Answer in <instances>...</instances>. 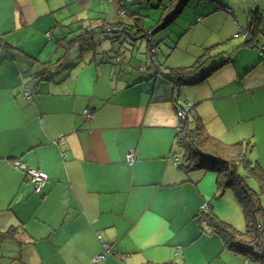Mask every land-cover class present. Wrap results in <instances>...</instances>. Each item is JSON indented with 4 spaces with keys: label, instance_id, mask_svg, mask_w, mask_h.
<instances>
[{
    "label": "crops",
    "instance_id": "1",
    "mask_svg": "<svg viewBox=\"0 0 264 264\" xmlns=\"http://www.w3.org/2000/svg\"><path fill=\"white\" fill-rule=\"evenodd\" d=\"M127 1L0 0V264H258L225 249L200 220L206 205L236 229L234 195L217 191L212 172H183L172 150L176 110L190 104V119L213 137L254 141L264 169V55L238 34L256 13L263 23L255 40L264 42V0L212 1L213 12L195 13L189 29L173 31V45L153 39V54L141 42L148 58L136 70L96 59L94 49L82 63L59 59L65 44L57 40L80 27L91 32L114 17L116 3L117 19L127 16ZM120 23L133 50L137 28ZM207 49L214 56L207 70L215 71L178 90L158 75L192 66ZM14 161L47 174L41 194ZM104 244L112 252L96 261Z\"/></svg>",
    "mask_w": 264,
    "mask_h": 264
},
{
    "label": "trees",
    "instance_id": "2",
    "mask_svg": "<svg viewBox=\"0 0 264 264\" xmlns=\"http://www.w3.org/2000/svg\"><path fill=\"white\" fill-rule=\"evenodd\" d=\"M207 1L212 2L214 0ZM186 3L187 0H170L169 5L164 7V12H167V16H164L162 24H158L159 27L157 29H163L170 24L178 16ZM137 15L139 18H136L132 25V27L137 28L134 32L137 35L136 39L146 38L150 51L154 54L155 44L152 38L153 34H138V32L145 31L146 26L144 24L145 20H143L145 17L140 14ZM197 21H200V19ZM262 23L261 16L255 13L252 16L251 24L246 29L239 28L238 34L242 35L261 55H264L257 47L258 45L262 46L264 42L259 44L255 40L257 33L261 31ZM119 27L123 28V31H114V29ZM70 33H78L74 37L76 39L64 38L57 40V46L61 45V42L65 44L62 47H69L76 43L81 44L85 41L100 44L101 41L98 39L94 40L93 37V35L97 34L99 36L100 34L111 33L114 39L113 41H119L120 37L123 39L120 36L122 33L126 36L129 35L127 34V26L124 24L109 25L106 22L95 27L91 32L82 33L80 27V29L77 28ZM208 51L207 49L190 67L172 69L166 74L164 73L165 69H160L158 70V75L161 78L171 81L173 89L178 90L183 85H186V83L194 81L198 77L197 73L203 75L214 70H207L208 66L206 64L214 57L209 56ZM48 70L49 68H46L43 72L45 73ZM190 116L187 115L185 120L180 123L179 131L173 145L172 155L180 158L179 168L186 174L198 170L214 173L216 175L215 184L217 191L221 193L230 191L234 195L241 208L245 227L244 231L241 232L229 223L221 220L216 214L209 211V209L203 214L200 220L211 229L212 233L217 234L221 238L225 249L236 254H243L249 260L253 259L258 263L264 264V232L260 224V219L264 218V210L260 203L261 198L264 197V173L258 163L253 164L247 159L253 146L247 141H239L232 144L224 143L220 139L210 135L200 119H190ZM175 148L178 149V152L175 151ZM239 170L243 171L242 175ZM249 178L257 181L259 188L257 192L249 187L247 183Z\"/></svg>",
    "mask_w": 264,
    "mask_h": 264
},
{
    "label": "rangeland",
    "instance_id": "3",
    "mask_svg": "<svg viewBox=\"0 0 264 264\" xmlns=\"http://www.w3.org/2000/svg\"><path fill=\"white\" fill-rule=\"evenodd\" d=\"M133 2H129L128 4L131 3V5H129L130 7L124 6L123 4V8L126 10V14L127 16H122L120 19H117V14H116V10H118V5L117 3L115 4V6L117 7V9L115 8V13H114V17L111 18H106L105 22L107 24H116L118 22H124L127 24H134V20H133V14H140L141 16H144L145 18L143 20H145L144 24L146 26V28H151L152 29H157L159 27V25L162 24V20H164L163 18H161V15L163 13V9L165 7V5H167V1L170 0H132ZM162 3V6L161 4ZM210 4L215 5L213 2H208L207 0H187L186 5L184 6V8L180 11V13L178 14V16L170 23L168 24L165 28L163 29H157L156 31H154V35H153V39L155 40V42L157 43V47H161L163 44H169V45H173V43L175 42V40H173L174 38V32L173 31H184L190 28L191 25L194 24V20L195 19V13L196 15H199L197 13H206L208 14L210 11L213 12L214 8L210 7ZM159 24V25H158ZM78 33H73L71 35H69L68 38L70 39H76L74 38L75 35H77ZM115 37V36H114ZM166 39L164 41H161V39ZM189 38L188 34H185L183 37V40L181 41V43H185L187 41V39ZM98 40L101 41L100 46H98V44H94V46L89 43V42H84V43H76L74 45L71 46H67V47H62V53L61 56L59 57V59L61 58H65L67 60V64H75V63H79V62H83L85 61V59H89L90 55L92 58V53H93V49L95 50V53H97V57L96 59H100L102 56L107 57L109 56L112 61L114 62L115 66H119V64H117V61L119 59V62L121 61L122 64H125V66L128 68V70H136L140 67L141 63L144 64L145 59L148 58L147 55H145L144 52V48L145 46L142 45L141 42H145L147 44V40H137L135 41L136 45L134 46V49L132 50L130 48V45L132 46V43H129L128 40L125 39V41H123L122 39H120L119 41H113L114 39L112 38V34H100L97 37ZM104 48V50L102 49ZM102 49V50H101ZM107 49V50H105ZM54 58V57H53ZM52 58V59H53ZM58 59V60H59ZM61 59V60H63ZM57 58H54L53 60V65H57L58 62ZM64 66L66 67L65 63H63ZM61 66H57L58 68H63ZM76 68V67H75ZM75 68H71V67H67L66 69L67 72H69V69L74 70ZM71 70V71H72ZM162 80H165L164 78H161ZM249 140V139H248ZM242 141V140H239ZM237 141V142H239ZM247 141V140H246ZM250 145L253 146L252 151L248 154L247 159L249 161H252L253 164H255L257 161L255 158V150L256 148L254 147L255 142L251 141L250 139ZM236 143V142H235ZM175 151L178 152V149L175 148ZM259 156L262 155V148L261 146L257 147V151H256V155ZM179 158L178 156H174L172 155V160L173 158ZM259 158V157H258ZM180 160V158H179ZM264 165V162H263ZM240 174H243L242 170H239ZM263 173H264V169H263ZM27 180V179H26ZM249 187L254 190L255 192H257L259 190L258 188V183L255 179H250L247 181ZM227 192V191H226ZM230 196H232V193L230 191H228ZM261 205L264 208V199H261ZM234 209L232 210V216H231V222H233L234 226L236 227V229L238 228V230L242 227L243 225V230H239L241 232L244 231V220H243V216L241 215V210L238 206V204L234 203ZM208 210V207H207ZM206 212V211H205ZM205 212H202V214H204ZM238 212V216L237 215Z\"/></svg>",
    "mask_w": 264,
    "mask_h": 264
},
{
    "label": "built area",
    "instance_id": "4",
    "mask_svg": "<svg viewBox=\"0 0 264 264\" xmlns=\"http://www.w3.org/2000/svg\"><path fill=\"white\" fill-rule=\"evenodd\" d=\"M257 47H258V50L261 53H264V44L262 46L258 45ZM32 95H33L32 92L26 87L25 90H24L25 98L27 100H30L32 98ZM190 108H191L190 104H186V108L185 109L177 108L176 114H177V117L179 118L180 121L185 120V118L188 115V111L190 110ZM84 114H85V116H90V112L89 111H84ZM60 142H63V139H60ZM134 159H135L134 154L133 153H129L127 155L126 161H127L128 164H132ZM179 161H180L179 158H177V157L173 158V162H174L175 165L179 164ZM13 166H14V168L17 171H19L24 176L25 179H27L33 185V189H34L35 193L41 194L44 185L48 181L47 174L44 173L41 170L30 168V167H28L27 165H25L24 163H22L20 161H14L13 162ZM201 211L202 212L207 211V206L204 205L201 208ZM99 239H100V237H99ZM103 247H104V253L99 255L96 258V261L103 260L106 255H108V254H110L112 252L109 245L104 244ZM258 264H261V263H258Z\"/></svg>",
    "mask_w": 264,
    "mask_h": 264
},
{
    "label": "water",
    "instance_id": "5",
    "mask_svg": "<svg viewBox=\"0 0 264 264\" xmlns=\"http://www.w3.org/2000/svg\"><path fill=\"white\" fill-rule=\"evenodd\" d=\"M261 229L264 232V220L261 222Z\"/></svg>",
    "mask_w": 264,
    "mask_h": 264
},
{
    "label": "bare ground",
    "instance_id": "6",
    "mask_svg": "<svg viewBox=\"0 0 264 264\" xmlns=\"http://www.w3.org/2000/svg\"><path fill=\"white\" fill-rule=\"evenodd\" d=\"M123 12V11H122ZM124 13V12H123Z\"/></svg>",
    "mask_w": 264,
    "mask_h": 264
}]
</instances>
